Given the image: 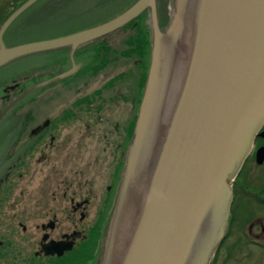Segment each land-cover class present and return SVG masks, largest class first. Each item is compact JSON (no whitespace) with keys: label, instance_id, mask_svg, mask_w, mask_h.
<instances>
[{"label":"water","instance_id":"1","mask_svg":"<svg viewBox=\"0 0 264 264\" xmlns=\"http://www.w3.org/2000/svg\"><path fill=\"white\" fill-rule=\"evenodd\" d=\"M36 1L0 23V67L58 48L70 66L12 98L0 120L23 96L72 75L76 50L147 10L148 64L100 264H209L225 237L232 182L264 137V0H172L163 29L156 0H134L95 25L5 45V29Z\"/></svg>","mask_w":264,"mask_h":264},{"label":"flooded vegetation","instance_id":"2","mask_svg":"<svg viewBox=\"0 0 264 264\" xmlns=\"http://www.w3.org/2000/svg\"><path fill=\"white\" fill-rule=\"evenodd\" d=\"M21 1L24 0H7L0 16L5 19ZM15 20L16 17L2 35L5 45ZM74 62L79 63L75 57ZM69 66L67 56L64 67L48 76L41 75L26 84L12 79L10 84L17 85L11 90L4 91L8 84H3L0 111L28 86ZM80 66L72 75L20 98L0 120V125L10 123L5 127L0 161L12 162L0 172V264H100L123 154L131 137L130 134L127 138V134L130 125L132 132L137 106L130 88V105L123 112V123L107 121L106 127L99 130L100 136L86 122L85 113L90 109L86 95L78 96L68 106H50V100L59 97L62 90L54 87L70 86L84 74H77ZM87 141L97 143L90 163L67 167L75 157L70 154V144ZM260 146H264V137H255L232 182L225 237L209 264H216L219 259L222 263L236 250H241L246 258L254 249H264V160L257 163L255 159ZM56 162L67 170L56 168ZM29 164L33 172H24L23 165ZM88 166L93 168L91 172L86 171Z\"/></svg>","mask_w":264,"mask_h":264},{"label":"rangeland","instance_id":"3","mask_svg":"<svg viewBox=\"0 0 264 264\" xmlns=\"http://www.w3.org/2000/svg\"><path fill=\"white\" fill-rule=\"evenodd\" d=\"M134 0H38L29 10H25L16 17L12 24L11 32L7 36V44L21 43L38 39L51 38L63 34H67L91 25L102 22V20L111 17L125 9ZM162 1V2H160ZM156 0L158 24L162 17L166 18V24L172 12V0ZM7 0H0V12L4 8ZM27 8V9H28ZM145 23H148V13ZM162 27V24L160 25ZM162 29V28H161ZM132 32L130 28L118 29L103 37L101 41H105L109 48L113 51L111 57L119 56L118 53L127 47L123 44V40ZM64 52V51H63ZM65 54L67 51L64 52ZM63 54L60 50H49L38 52L26 56L16 58L0 67V86L10 84V80H18L26 84L30 82V78L39 74L52 72L49 68L42 67L43 64L54 61L58 56ZM84 57V59H83ZM76 61L81 63L80 69L87 61L85 55ZM83 59V60H82ZM137 62L133 57H117L108 61L101 69L97 70L94 75L84 73L77 77L70 86L62 87L57 85L54 88L62 89L59 97H53L50 106H68L78 96H89V106L85 113L86 122L93 126L96 135H99L101 126L106 127V122L110 120L117 121L119 125L123 123L124 114L129 109L131 99L130 84L134 77L131 78L128 73H135ZM125 74L124 77L116 79L111 85H105L106 82L118 74ZM137 75V74H136ZM64 88V89H63ZM64 90V91H63ZM99 91L96 93L95 91ZM3 103L0 100V109ZM83 117V120H85ZM82 121V120H81ZM10 123L0 125V147L4 140L5 127ZM109 128V127H108ZM91 128H89L90 130ZM104 130V128L102 129ZM89 132V131H88ZM92 133V132H91ZM93 133V134H95ZM92 134V135H93ZM89 135V134H87ZM122 138V135H121ZM121 141V140H120ZM97 144V143H96ZM96 144L89 141L86 144H70V154L74 160H70V165L78 167L90 163V157L95 153ZM1 154V150H0ZM64 162V161H63ZM86 162V163H85ZM11 161H0V172L2 168ZM58 165L56 168L67 170L64 165ZM26 165V164H25ZM23 165L24 172H33L32 166ZM104 165V166H103ZM102 165V171L106 169V162ZM69 166V168H70ZM264 167V166H263ZM93 168L88 166L87 172H91ZM216 264H264V249H254L250 256L243 258L241 250H236L231 257H228L222 263L220 259Z\"/></svg>","mask_w":264,"mask_h":264},{"label":"trees","instance_id":"4","mask_svg":"<svg viewBox=\"0 0 264 264\" xmlns=\"http://www.w3.org/2000/svg\"><path fill=\"white\" fill-rule=\"evenodd\" d=\"M156 8H157V6H156ZM121 11H119V12H121ZM147 13H148L147 10L143 11L141 13L142 15L141 14L138 15L139 17L137 16L135 19L131 20L126 25H124L122 28H120L122 30L126 29V28H130L132 30V32L123 40V44L126 45L127 48L125 50L120 51L118 53L119 56H117V57H122V58L128 57L129 58V57L135 56V58H136L137 68L135 70V73H132V74L128 73V74H130L131 78L134 77L133 82L130 84L131 85L130 88H133V90H134L135 107L137 106V103H138L139 98H140L141 90H142L144 80H145L146 68H147V64H148V52H149V46H150V32H149V28L147 27V24L145 23ZM4 17L5 16H0V21H2L4 19ZM109 18L110 17H108L102 21H105ZM159 21H161V24H162V27L160 26V24H159V27L163 29L166 25L165 21H167V20L165 17H162ZM53 50H55V49H53ZM56 50H60V52H62L63 54H61V56L56 58L53 62H48V63L42 65V67L49 68L52 72L48 71L47 73L39 74V75H36L34 77H31L30 82H33L36 78H38L41 75L42 76H48L51 73L57 72L64 67L65 63L67 62V53L65 54L64 52L67 51V48H58ZM112 53H113V51L109 48V46L107 45V43L105 41H101V38H99V39L95 40L94 42L76 50L74 52L75 58L80 57V59H81L83 57V55H85V57H86L85 59H87V61H86L87 63L86 62L84 63L83 67L77 72V74L78 73L94 74L97 70L101 69L108 61H110L111 59L114 60V58H117L116 56L111 57ZM124 76H125V74L120 73L117 76L110 78L106 82L105 85L109 86L116 79L124 77ZM95 92L98 93L99 91L97 90ZM88 97L89 96L85 97L86 103L89 102ZM130 134H131V125H130L129 130H128L127 138L130 136Z\"/></svg>","mask_w":264,"mask_h":264},{"label":"bare ground","instance_id":"5","mask_svg":"<svg viewBox=\"0 0 264 264\" xmlns=\"http://www.w3.org/2000/svg\"><path fill=\"white\" fill-rule=\"evenodd\" d=\"M158 1H159V0H158ZM160 2H162V1H160ZM141 15H142V14H141ZM138 17H139V16H138ZM165 22H166V21H165ZM160 25H161V24H160ZM87 47H88V46H87ZM84 52H85V51H84ZM84 52H83V53H84ZM91 53H92V52H91ZM89 55H90V54H89ZM92 55H93V54H92ZM58 57H59V56H58ZM87 57H88V56H87ZM89 57H90V56H89ZM91 57H92V56H91ZM85 58H86V57H85ZM83 59H84V57H83ZM83 59H82V60H83ZM88 59H89V58H88ZM90 60H91V59H90ZM88 61H89V60H88ZM52 62H53V61H52ZM89 62H90V61H89ZM86 63H87V62H86ZM93 75H94V74H92V76H93Z\"/></svg>","mask_w":264,"mask_h":264}]
</instances>
